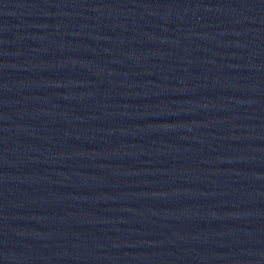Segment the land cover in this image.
<instances>
[{
	"label": "water",
	"instance_id": "1",
	"mask_svg": "<svg viewBox=\"0 0 264 264\" xmlns=\"http://www.w3.org/2000/svg\"><path fill=\"white\" fill-rule=\"evenodd\" d=\"M0 264H264V0H0Z\"/></svg>",
	"mask_w": 264,
	"mask_h": 264
}]
</instances>
